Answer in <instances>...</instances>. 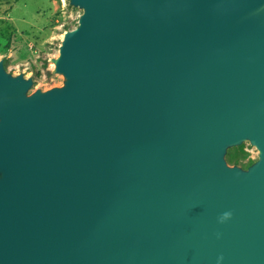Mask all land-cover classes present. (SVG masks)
<instances>
[{"label": "water", "instance_id": "obj_1", "mask_svg": "<svg viewBox=\"0 0 264 264\" xmlns=\"http://www.w3.org/2000/svg\"><path fill=\"white\" fill-rule=\"evenodd\" d=\"M73 4L66 89L0 65V264H264V0Z\"/></svg>", "mask_w": 264, "mask_h": 264}, {"label": "rangeland", "instance_id": "obj_2", "mask_svg": "<svg viewBox=\"0 0 264 264\" xmlns=\"http://www.w3.org/2000/svg\"><path fill=\"white\" fill-rule=\"evenodd\" d=\"M85 14L73 0H0V65L13 80L31 84L28 100L67 88L56 66L65 36L79 29ZM259 151L250 140L229 148L228 169L250 173L263 162Z\"/></svg>", "mask_w": 264, "mask_h": 264}, {"label": "bare ground", "instance_id": "obj_3", "mask_svg": "<svg viewBox=\"0 0 264 264\" xmlns=\"http://www.w3.org/2000/svg\"><path fill=\"white\" fill-rule=\"evenodd\" d=\"M72 35H70L69 33L65 36V41L67 40L68 37H70ZM56 70H57V66H56Z\"/></svg>", "mask_w": 264, "mask_h": 264}]
</instances>
